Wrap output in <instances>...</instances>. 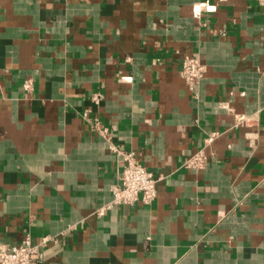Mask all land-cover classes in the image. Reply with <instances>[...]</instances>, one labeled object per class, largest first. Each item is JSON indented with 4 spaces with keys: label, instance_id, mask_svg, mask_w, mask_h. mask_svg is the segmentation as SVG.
<instances>
[{
    "label": "crops",
    "instance_id": "0c3cea01",
    "mask_svg": "<svg viewBox=\"0 0 264 264\" xmlns=\"http://www.w3.org/2000/svg\"><path fill=\"white\" fill-rule=\"evenodd\" d=\"M113 146L153 203L108 206ZM28 236L43 264H264V7L0 0V245Z\"/></svg>",
    "mask_w": 264,
    "mask_h": 264
},
{
    "label": "built area",
    "instance_id": "2783aa9c",
    "mask_svg": "<svg viewBox=\"0 0 264 264\" xmlns=\"http://www.w3.org/2000/svg\"><path fill=\"white\" fill-rule=\"evenodd\" d=\"M257 1L264 7V0ZM206 69V65L200 58L187 57L183 61L181 76L190 89H196L204 78ZM99 130L101 135L108 132L106 129L99 128ZM111 149L118 154L123 153V159L120 160L119 183L112 189V201L108 206L153 203L158 196V180L153 173L136 159L134 153H124L119 146H113ZM205 162L206 156L200 151L186 161V166L200 168ZM46 242L47 240L44 239L36 244L28 236L19 244L0 245V264H43L42 246Z\"/></svg>",
    "mask_w": 264,
    "mask_h": 264
}]
</instances>
